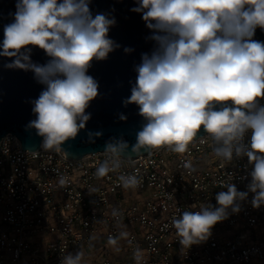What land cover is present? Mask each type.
<instances>
[{
    "label": "clouds",
    "instance_id": "clouds-1",
    "mask_svg": "<svg viewBox=\"0 0 264 264\" xmlns=\"http://www.w3.org/2000/svg\"><path fill=\"white\" fill-rule=\"evenodd\" d=\"M91 2L17 0L13 22L4 26L0 43V57L12 58L5 68L31 71L44 86L31 101L36 119L26 127L43 138V149L63 151L65 157L70 154L62 145L85 128L91 118L86 109L98 96V81L87 74L88 69L94 60L107 59L120 47L108 36L115 17L94 15ZM136 2L132 11L142 14L155 46L150 54H141L134 67L135 84L123 104L137 105L146 122L134 144L122 137L105 143L107 159L95 175L105 177L124 161L164 145L185 153L194 139L201 144L210 139L213 153L223 161L247 157L253 166L245 191L222 181L226 191L216 194L215 204H202L198 211L177 209L179 218L174 217L172 225L187 249L206 240L217 223L239 213L250 194L253 208L264 206V41L254 39L257 28L264 31V0ZM33 47L50 59L44 64L33 62ZM119 119L127 117L120 114ZM201 129L206 135L198 137ZM101 135L89 133V139L94 142L93 137ZM184 167L195 170L191 162ZM119 180L126 189L141 183L135 174L120 175ZM59 182L63 185L66 179ZM108 243L114 245L117 239L109 236ZM134 256L137 264H146L140 249ZM83 258L84 252L76 251L60 264H82Z\"/></svg>",
    "mask_w": 264,
    "mask_h": 264
},
{
    "label": "built area",
    "instance_id": "built-area-1",
    "mask_svg": "<svg viewBox=\"0 0 264 264\" xmlns=\"http://www.w3.org/2000/svg\"><path fill=\"white\" fill-rule=\"evenodd\" d=\"M251 135H245L246 145ZM133 158L97 177L96 169L107 159L104 151L71 159L41 146L23 150L15 135H4L0 264H60L76 251L84 252L82 264H137V249L146 264H264V206L253 208L251 194L239 213L187 249L172 225L177 209L198 211L202 204H215L216 194L226 191L222 181L245 191L253 167L247 157L223 161L210 139L204 144L194 139L185 153L164 145ZM188 162L194 171L184 167ZM132 174L141 183L126 189L119 176ZM109 236L117 243L109 244Z\"/></svg>",
    "mask_w": 264,
    "mask_h": 264
},
{
    "label": "water",
    "instance_id": "water-1",
    "mask_svg": "<svg viewBox=\"0 0 264 264\" xmlns=\"http://www.w3.org/2000/svg\"><path fill=\"white\" fill-rule=\"evenodd\" d=\"M17 0H0V43L4 39V26L13 22ZM137 7L136 0H92L90 8L96 13H111L116 24L108 33L110 39L120 45L108 54L107 59L94 60L88 69V75L98 81V96L86 109L91 118L76 138L66 141L62 148L70 155L68 158L80 159L86 154L102 152L110 138H123L130 145L136 142V133L146 122L139 115L135 104L124 106L123 101L130 97L131 87L135 84L137 73L135 65L141 62L142 53H151L155 42L153 34L146 27L142 14L132 11ZM254 39L264 41V31L257 28ZM31 47V46H30ZM125 48L132 51L125 52ZM12 58L0 57V139L7 133L15 135L23 150L40 149L42 137L35 129L27 128L30 121L36 119L32 112L31 101L37 99L44 86L34 79L31 71L8 69L4 65ZM31 59L44 64L50 58L41 49L33 47ZM124 114L127 120H120ZM101 132L99 137L89 139V133ZM206 133L201 132L199 135ZM146 152H142L145 154Z\"/></svg>",
    "mask_w": 264,
    "mask_h": 264
}]
</instances>
